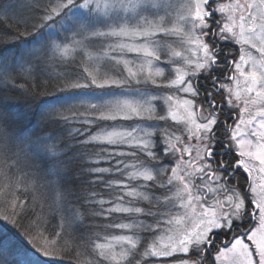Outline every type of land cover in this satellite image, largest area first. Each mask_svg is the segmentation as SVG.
Masks as SVG:
<instances>
[{
  "label": "snow or ice",
  "instance_id": "1",
  "mask_svg": "<svg viewBox=\"0 0 264 264\" xmlns=\"http://www.w3.org/2000/svg\"><path fill=\"white\" fill-rule=\"evenodd\" d=\"M29 7H0V90L39 102L0 109V264H264V0Z\"/></svg>",
  "mask_w": 264,
  "mask_h": 264
},
{
  "label": "trees",
  "instance_id": "2",
  "mask_svg": "<svg viewBox=\"0 0 264 264\" xmlns=\"http://www.w3.org/2000/svg\"><path fill=\"white\" fill-rule=\"evenodd\" d=\"M17 1L22 2L24 4V1L26 0H0V7L7 10L8 13L12 9L11 6L15 4ZM30 4H26L30 6L33 2V0H28ZM14 9H12L13 12ZM23 10L20 12H17L13 15V17H19L24 16L27 17L30 12V7H28V11L25 14H22ZM22 14V15H21ZM12 15V14H10ZM8 38H5L7 40ZM21 51V48L18 46H10L7 48H4L0 50V55H2L6 59H14L17 57L19 52ZM59 69H53V71H58ZM31 104L32 108L29 110L28 105ZM0 109H2L6 115H8L10 118L20 120L22 123L25 122L23 120V116L25 113L31 112V115L29 119L32 121V123L35 122L36 113L39 110V102L31 101L27 97L22 96L19 91L8 89L7 91L0 90ZM57 132H62V127L57 126L55 129ZM2 228L0 227V249L4 250L7 254V256L12 259L13 261H20L26 259L25 251L22 250V244L20 242H12L10 240L11 234L7 235L2 232ZM80 235L79 232L76 233V237L78 238Z\"/></svg>",
  "mask_w": 264,
  "mask_h": 264
},
{
  "label": "rangeland",
  "instance_id": "3",
  "mask_svg": "<svg viewBox=\"0 0 264 264\" xmlns=\"http://www.w3.org/2000/svg\"><path fill=\"white\" fill-rule=\"evenodd\" d=\"M27 2H29V1L26 0V2L24 1V4H23L22 2L17 1L15 4H13L11 6V8L14 10L12 12V9H11L9 14L14 15L15 13L20 12L22 10H23L22 14H25L28 11V7H29L27 4H30V2L29 3H27ZM0 227L2 228L1 230L3 233H5L7 235L11 234V236L9 238L12 242L18 241V242H20V244L24 245V246H22V250L25 251V249L27 248L26 241L22 238V236L17 232L16 229L12 228L10 225H7V223L4 221H0Z\"/></svg>",
  "mask_w": 264,
  "mask_h": 264
}]
</instances>
